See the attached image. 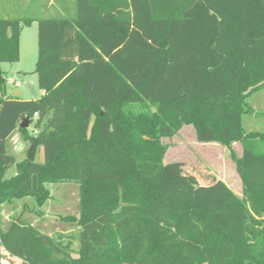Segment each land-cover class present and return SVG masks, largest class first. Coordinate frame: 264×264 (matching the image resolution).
Returning a JSON list of instances; mask_svg holds the SVG:
<instances>
[{"label": "trees", "instance_id": "trees-1", "mask_svg": "<svg viewBox=\"0 0 264 264\" xmlns=\"http://www.w3.org/2000/svg\"><path fill=\"white\" fill-rule=\"evenodd\" d=\"M34 20L43 94L22 100L7 95L1 64L19 60ZM260 89L264 0H74L64 17L0 18V205L31 197L42 208L47 184L74 183L78 216L62 220L80 228L72 257L13 220L0 231V264L3 254L20 264H264V132L242 123ZM24 118L35 136L19 128ZM184 126L225 148L241 198L163 162L162 139ZM16 130L37 139L42 163L7 154Z\"/></svg>", "mask_w": 264, "mask_h": 264}, {"label": "rangeland", "instance_id": "rangeland-1", "mask_svg": "<svg viewBox=\"0 0 264 264\" xmlns=\"http://www.w3.org/2000/svg\"><path fill=\"white\" fill-rule=\"evenodd\" d=\"M74 0H0V18H56L72 14ZM19 60L15 63H2L1 69L6 80L13 79L19 84L23 93L19 99L37 100L40 90L37 86V76L34 73L37 60V22L34 20L23 26L19 36ZM13 85L7 84L11 92ZM251 112L242 118L244 130L254 133L264 132V89L247 97ZM33 123L26 129L32 136ZM11 142V143H10ZM13 143V144H12ZM167 146L163 162H181L183 170L193 175L200 186H207L214 181H222L239 198L242 196V183L236 173L235 164L229 158L224 147L218 144L198 143L192 126H184L174 137L162 139ZM30 146L28 140H23L16 130L8 140L7 152L13 154L16 160L26 157ZM237 157L242 150L239 143L233 144ZM36 162H43V148L38 147ZM15 172V171H14ZM51 198L42 208L35 206L31 197L15 200L11 204L0 205V231H3L13 220H21L33 226L43 236L50 237L68 245L72 257L78 255V232L80 230L73 222L63 221L62 217L78 216V186L74 183L47 184ZM18 259L3 254L2 264H20Z\"/></svg>", "mask_w": 264, "mask_h": 264}, {"label": "crops", "instance_id": "crops-1", "mask_svg": "<svg viewBox=\"0 0 264 264\" xmlns=\"http://www.w3.org/2000/svg\"><path fill=\"white\" fill-rule=\"evenodd\" d=\"M5 80H6V78H5ZM9 80V79H8ZM13 80V79H12ZM14 81V80H13ZM15 82V81H14ZM16 83V82H15ZM18 84V83H17ZM6 85H7V80H6ZM12 85V84H11ZM43 94V92L41 91L40 92V95H42ZM7 95L8 96H11V97H15V98H20V97H22L23 96V93L18 89V87H15L14 85L12 86V90H11V92H9L8 90H7ZM15 132V131H14ZM13 132V133H14ZM11 136V135H10ZM10 136L6 139V142H5V149H6V152H7V146H8V140H9V138H10ZM11 143V142H10ZM13 144V143H12ZM207 144H209V143H207ZM210 144H215V143H210ZM38 149V148H37ZM7 154H9V152H7ZM9 155H13V154H9ZM14 158H15V156H13ZM35 159H36V157H35ZM15 160H16V158H15ZM22 161V160H21ZM16 162H20V161H18V160H16ZM15 168L14 167H12V168H10L8 171H7V173H6V178H9V177H11V176H13V175H15ZM15 202V201H14Z\"/></svg>", "mask_w": 264, "mask_h": 264}, {"label": "water", "instance_id": "water-1", "mask_svg": "<svg viewBox=\"0 0 264 264\" xmlns=\"http://www.w3.org/2000/svg\"><path fill=\"white\" fill-rule=\"evenodd\" d=\"M28 127H29V119L28 118L22 119L20 124H19V128L27 129ZM36 152H37V139L33 138L30 142V146L27 150L25 159L29 162H34Z\"/></svg>", "mask_w": 264, "mask_h": 264}, {"label": "built area", "instance_id": "built-area-1", "mask_svg": "<svg viewBox=\"0 0 264 264\" xmlns=\"http://www.w3.org/2000/svg\"><path fill=\"white\" fill-rule=\"evenodd\" d=\"M7 84H9V85L12 84L15 87H19V84L15 83L12 79L7 80ZM32 119H33V121H35L37 119V114H34ZM36 134H37V130L34 128V125H33L32 135L35 136Z\"/></svg>", "mask_w": 264, "mask_h": 264}]
</instances>
